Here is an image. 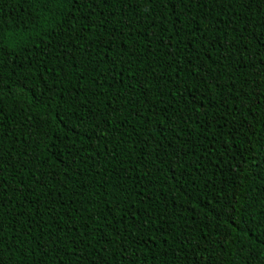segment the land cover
<instances>
[{
  "label": "trees",
  "instance_id": "1",
  "mask_svg": "<svg viewBox=\"0 0 264 264\" xmlns=\"http://www.w3.org/2000/svg\"><path fill=\"white\" fill-rule=\"evenodd\" d=\"M0 229V264H264V0H0Z\"/></svg>",
  "mask_w": 264,
  "mask_h": 264
},
{
  "label": "snow or ice",
  "instance_id": "2",
  "mask_svg": "<svg viewBox=\"0 0 264 264\" xmlns=\"http://www.w3.org/2000/svg\"><path fill=\"white\" fill-rule=\"evenodd\" d=\"M151 2V0H148ZM33 4H41L46 7H50L52 5H62V4H69L72 3L73 5L80 3V0H32ZM71 11V9H69ZM2 230V229H0Z\"/></svg>",
  "mask_w": 264,
  "mask_h": 264
}]
</instances>
